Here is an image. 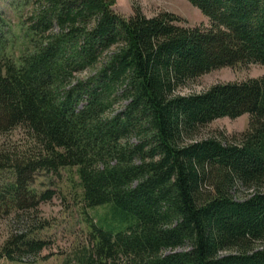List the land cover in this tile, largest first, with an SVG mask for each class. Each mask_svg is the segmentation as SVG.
<instances>
[{"label":"trees","instance_id":"obj_1","mask_svg":"<svg viewBox=\"0 0 264 264\" xmlns=\"http://www.w3.org/2000/svg\"><path fill=\"white\" fill-rule=\"evenodd\" d=\"M189 1L208 23L28 0L18 56L0 14V137L26 134L0 144V218L26 222L0 263L49 257L40 205L56 191L38 177L75 169L85 212L110 206L118 224L89 215L74 264H264V75L180 92L214 69L264 65V0ZM246 113L245 130L203 135Z\"/></svg>","mask_w":264,"mask_h":264},{"label":"rangeland","instance_id":"obj_2","mask_svg":"<svg viewBox=\"0 0 264 264\" xmlns=\"http://www.w3.org/2000/svg\"><path fill=\"white\" fill-rule=\"evenodd\" d=\"M27 2L28 0H0V14L7 20L1 21L3 23L2 31L7 32V37H4L3 42L7 45L9 53H14L15 56L19 55V46L23 41L24 33L19 25L18 15L29 11L28 7L30 6L26 5ZM133 3L140 5L144 13L149 16L165 9L185 17L191 24L208 23V18L189 0H117L115 8L117 11L129 15L133 12ZM261 75H264V65L257 63L222 67L188 81L180 88V92H201L218 82L244 80ZM123 109L124 107H117V111ZM249 123L250 115L247 113L236 118H217L204 128L203 135L209 136L219 131L227 134L241 132L249 126ZM25 137V130L17 128L9 135L0 137V144L5 141H23ZM76 178L78 176L75 169H63L58 176L50 174L38 177L37 187H52L56 191L50 201L43 202L40 205V216L51 222L50 226L40 232L41 237L50 241L49 246L42 252V255H49V257L36 261L30 257L23 262L2 260L0 264H74L77 254H80L85 247L91 245L87 220L89 215L97 220L103 219V222H105L103 225L106 229H109L113 224H118L117 221H111L115 217V212L110 206L89 209V214L85 212L83 204L76 198V188L73 180ZM25 225L26 222H19L12 217L0 218V245L12 229L21 228ZM181 249L178 248L177 250Z\"/></svg>","mask_w":264,"mask_h":264}]
</instances>
